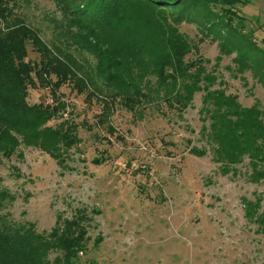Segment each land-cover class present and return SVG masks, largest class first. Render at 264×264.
I'll return each instance as SVG.
<instances>
[{
  "label": "rangeland",
  "instance_id": "obj_1",
  "mask_svg": "<svg viewBox=\"0 0 264 264\" xmlns=\"http://www.w3.org/2000/svg\"><path fill=\"white\" fill-rule=\"evenodd\" d=\"M243 1L247 4L236 9L245 20L246 43L251 47L254 42L264 56V0ZM13 3L41 41L49 48L55 45L52 53L76 63L77 83L88 82L85 77L90 78L96 60L77 44L75 30L64 27L55 4ZM180 31L191 48L183 57L185 71L204 67L216 78L212 89L237 96L243 107L259 106L264 119V86L250 63L238 67L236 52L221 53L219 42L194 24L184 23ZM26 50V61L39 64L41 55L32 43ZM56 80L53 76L50 86L30 88L27 102L54 106ZM151 82L152 87H140L154 102H140L135 112L121 105L109 83L98 80L82 93L74 81L64 84L57 96L67 108L47 126L56 129L69 121L80 142L57 156L26 143L9 157L0 154L1 187L14 196L3 214L16 223L34 224L40 233H49L60 220L82 219L88 232L84 264H264V234L247 217L244 204L252 201L259 214L264 212V178L250 181L247 156L232 167L217 163L204 92H196L182 108L174 99L159 100L165 89L156 88L155 78ZM58 156H65L63 164Z\"/></svg>",
  "mask_w": 264,
  "mask_h": 264
},
{
  "label": "trees",
  "instance_id": "obj_2",
  "mask_svg": "<svg viewBox=\"0 0 264 264\" xmlns=\"http://www.w3.org/2000/svg\"><path fill=\"white\" fill-rule=\"evenodd\" d=\"M51 1L62 13L64 27L75 30L77 44L86 46L96 66L90 78L85 77L88 82L78 84L80 79L73 70L80 69L76 63L65 62L52 53L50 49L54 50L55 45L47 47L38 37L39 32L20 19L15 10L17 3L11 5L12 0H0V154L9 157L19 145L26 143L49 149L57 156L56 152L80 142L70 132L77 130L76 125L69 121L61 122L56 129L47 126L67 108L57 91L68 82L74 81L79 93L87 90L88 84L96 85L98 80L109 83L107 86L120 98L121 105L135 112L140 102H154L140 85L152 87L151 78H155L156 88L165 89V96L158 99H174L182 108L189 105L196 92H204L203 111L210 120L208 138L216 145L217 163L232 167L242 164L247 156L252 169L250 181L257 183L264 178L262 110L257 105L243 107L237 96L212 89L216 80L213 74H206L202 66L197 72H186L184 67L188 66L183 62L191 48L180 26L194 24L203 36H213V41L219 42L221 53L236 52L234 60L238 67L250 63L248 68L255 71L264 86V56L254 42L251 47L247 45L245 20L236 9L238 4L247 3L243 0ZM15 25L19 26L12 28ZM28 42L41 55L39 64L26 61ZM53 76L57 79L52 90L56 104L30 105L29 89L36 88L38 83L50 86ZM122 77L125 79L121 80ZM138 81L135 86L134 82ZM54 158L62 164L65 160V156ZM13 201L14 196L1 187L0 179V264H84L81 255L87 252L88 232L82 219L60 220L49 233H40L34 224L16 223L3 214ZM244 204L247 217L264 234V212L259 214L258 205L252 201L245 200Z\"/></svg>",
  "mask_w": 264,
  "mask_h": 264
}]
</instances>
